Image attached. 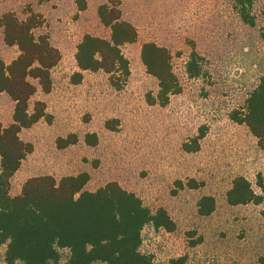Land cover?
I'll return each mask as SVG.
<instances>
[{"label":"rangeland","instance_id":"374dc122","mask_svg":"<svg viewBox=\"0 0 264 264\" xmlns=\"http://www.w3.org/2000/svg\"><path fill=\"white\" fill-rule=\"evenodd\" d=\"M0 0V13L25 19L41 14L47 34L61 53L52 71L53 87L45 94L37 82L31 101L46 104L50 120L25 129L20 137L34 151L11 180L18 196L34 177L88 173L86 190L95 192L117 182L135 193L152 210L163 208L176 224L173 232L152 226L143 232L141 251L154 264L185 257L186 264H264V143L246 125L231 118L242 110L264 75V0H257L256 27L244 25L234 0H121L123 19L134 24L139 38L124 47L130 77L122 89L104 71L81 72L76 55L86 35L110 38L98 9L107 0ZM155 42L169 49L182 92L162 107L150 104L159 82L148 74L142 47ZM196 50L204 59L206 75L192 79L186 64ZM17 47L5 44L0 29V60L11 64ZM81 73V77L77 74ZM15 104L0 93V125L13 122ZM96 134L98 144L86 143ZM75 135L78 142L61 149L59 139ZM199 139L197 152L185 144ZM245 177L261 204L232 206L228 193L236 178ZM196 181L198 188L189 187ZM213 197L216 210L199 214V203ZM6 247L0 245V264ZM68 252L63 251L61 264Z\"/></svg>","mask_w":264,"mask_h":264},{"label":"trees","instance_id":"16d2710c","mask_svg":"<svg viewBox=\"0 0 264 264\" xmlns=\"http://www.w3.org/2000/svg\"><path fill=\"white\" fill-rule=\"evenodd\" d=\"M257 0H234V10L240 21L249 27L257 26ZM81 7L84 1H80ZM121 0H107L98 9L101 24L110 30V38L86 35L76 55L81 72L104 71L111 84L122 89L130 77V62L123 49L138 41L134 24L123 19ZM84 8V7H82ZM45 26L41 14L30 12L25 19L15 13H0V29L4 42L17 47L20 55L11 64L0 60V93H6L14 102L12 124L0 125V245L6 247V264H61L63 251L68 252L66 264H154L152 256L141 251L143 232L152 226L157 230L173 232L176 224L163 208L152 210L135 193L123 189L117 182L107 184L95 192L86 190L88 173L67 176L57 181L52 176L29 179L20 195H11V180L34 145L21 139L20 134L42 120H50L43 101L31 107L37 94V82L45 94L53 87L52 71L61 61L60 51L47 34L36 35ZM264 40V27L261 30ZM142 61L149 75L159 82L156 97L150 104L167 106L173 96L182 92V86L173 67L169 49L155 42L142 47ZM203 57L194 50L186 64V74L192 79L206 75ZM81 77V73L77 74ZM232 120L246 125L251 133L264 143V75L250 93L242 110L232 113ZM185 144L187 152H197L199 139ZM78 142L75 135L59 139L65 149ZM86 143L98 144L96 134L87 135ZM189 187L198 188L196 181ZM245 177H238L228 193L232 206L261 204ZM216 210L213 197L202 198L199 214L210 216ZM186 258L172 259L168 264H186Z\"/></svg>","mask_w":264,"mask_h":264}]
</instances>
